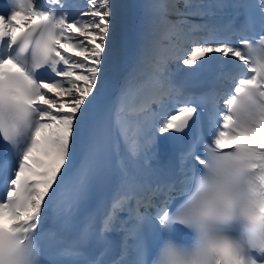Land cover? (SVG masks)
<instances>
[{"label": "snow or ice", "instance_id": "1", "mask_svg": "<svg viewBox=\"0 0 264 264\" xmlns=\"http://www.w3.org/2000/svg\"><path fill=\"white\" fill-rule=\"evenodd\" d=\"M258 2L264 15V0ZM11 3L0 14V139L7 154L14 153L15 167L0 198V264H42L38 236L44 213L65 190L72 193L69 213L87 200L108 151L107 135L101 141L90 129L89 115L105 94L119 54L111 0H88L76 17L64 10V0ZM210 14L193 0H185L184 10L170 7L167 15L175 21L150 12L137 66L111 108L112 129L133 156L158 155L161 136L183 133L197 117L193 97L167 112L152 110L165 96L180 95L159 77L162 91L129 107L130 86L152 51V35L167 23L194 45L175 57L183 65L227 58L241 69L223 96L224 111L214 107L209 116L210 140L198 132L179 154L171 179L139 183L124 173L100 227L92 231L90 217L62 251L72 264H78L88 239L104 242L118 218L124 253L132 256L127 264H264V145L227 143L264 126V34L253 40L237 36L240 46L214 34L201 41L193 34L206 25L187 17ZM18 16L25 18L26 30L14 35L12 29L22 26L14 22ZM42 69L52 74L49 82L39 75ZM156 71L163 76L164 69ZM181 229L190 233L189 242H179Z\"/></svg>", "mask_w": 264, "mask_h": 264}, {"label": "bare ground", "instance_id": "2", "mask_svg": "<svg viewBox=\"0 0 264 264\" xmlns=\"http://www.w3.org/2000/svg\"><path fill=\"white\" fill-rule=\"evenodd\" d=\"M121 1H123V2L125 1V3H127L128 5L129 4H132V6L137 5L138 10L141 13H146V11L149 12L147 9H145V6L147 4H151L154 7V9L152 11H150V12L152 14H154L157 19L167 15L166 7L164 6V4H165L164 0H121ZM166 2L168 3L169 0H166ZM174 2H175L174 3L175 5L176 4L178 5V0H175ZM168 17L169 16L167 15V19L170 20ZM17 18L24 19L23 16H18ZM208 22H211V21H208ZM145 25L146 24L143 25L144 28H145ZM138 26H139V24L137 25V27ZM143 27H138V28H135V29H132V30H126L124 32V34H123V37H124V40H125L126 44L122 48H120V51H122L121 55H120V51L118 52V54L120 55V57H119L120 60L123 59V58H127V59L131 60L132 65H133L132 70L135 68L134 67V63H136L138 61V57H139L140 54H138V55L135 54V56H132L131 54H132L133 50H135L134 48H135L136 45L141 47L142 44H143V35H144V31H145V29H143ZM136 29L139 30V33H138V31ZM160 29L162 31H166V29H167V31L168 30L169 31L172 30V29H170V27L168 28V24L167 23H160V25L156 29L155 33L158 32V30H160ZM205 29H207V27H205ZM196 33H198V32H195V34ZM151 39H152V51H151L150 55L148 56L147 60L145 61V63H147V65H151L152 69L156 70L153 66L155 64H157V63H160L158 59L160 57V49L159 48L161 47L162 39H161V37H159L157 35H155V37L151 38ZM117 49H118V47H117ZM138 53H140V50H138ZM141 67H142V70H144L143 64L141 65ZM167 69H169V70L175 69V64H170L169 66H167ZM122 70H124V66L122 67ZM138 72H140V70ZM129 73H130V71L129 72L128 71L125 72L124 74H122V77H124V79H125V77ZM140 76H141V81L140 82L143 83L144 81H142V79H144L145 74L141 73ZM140 76L137 77L135 75L136 79H138ZM108 89L109 88L106 87L105 92L108 91ZM176 97H178V96H176ZM154 107L157 108L158 106H154ZM258 138L260 140H264V133L261 134ZM159 144H160V141H159ZM153 154L156 155L155 153H153ZM41 222H42V224H44L46 222V219L43 217Z\"/></svg>", "mask_w": 264, "mask_h": 264}, {"label": "rangeland", "instance_id": "3", "mask_svg": "<svg viewBox=\"0 0 264 264\" xmlns=\"http://www.w3.org/2000/svg\"><path fill=\"white\" fill-rule=\"evenodd\" d=\"M120 1L121 0H118V1L117 0H111V2L113 4L112 11H113V25H114V29H115V36H114L115 46H116V42H118V41L121 42L122 34L125 32V30H128V28H130V27H132V29H135V28H137L138 24H139V26H141V24L143 23L145 18H147L146 15H144V14L140 15L138 13V11H136L135 9L127 7V6L125 7V1L124 2L123 1L120 2ZM196 1L198 3H205V5H207V7H208L206 9L207 11L212 10V7H211L212 6V0H196ZM173 4H174V0H169V2L167 3L168 6H172ZM88 7H89V4H88ZM167 14H168V11H167ZM144 16H145V18H144ZM168 16H169L168 18L170 19V21H175L177 19V17L174 15H168ZM210 18H211V16H209V15H205L203 17H200V16H189V17H187V19L190 21V23L206 25V27L210 23V22L207 23ZM24 19L16 18V20L14 22L17 24H22V21ZM169 27L172 30L167 31V29H166V31L164 33V38H166V39L170 38L171 34L175 30L168 24V28ZM175 32H176V30H175ZM193 36L195 37V34H193ZM125 44H126V42L122 41L120 47H123ZM174 45H175V43H173L172 45H169V47L166 48L165 57H166V60H170L175 64V69H179V68H182L186 65H183L182 61L173 60L174 56H176L178 54V51ZM191 46H194V45H190L188 47H191ZM214 56H215V54H214ZM215 59L216 58L205 60L204 62L215 61ZM164 60L160 61V63L162 64L164 62ZM172 70H174V69H172ZM172 70H169L166 68V69H164V74H170ZM254 135H256V132H254Z\"/></svg>", "mask_w": 264, "mask_h": 264}, {"label": "trees", "instance_id": "4", "mask_svg": "<svg viewBox=\"0 0 264 264\" xmlns=\"http://www.w3.org/2000/svg\"><path fill=\"white\" fill-rule=\"evenodd\" d=\"M193 3L194 0H193ZM178 8L181 9V10H184L185 9V0H178ZM180 44H184L185 41L183 40H178Z\"/></svg>", "mask_w": 264, "mask_h": 264}]
</instances>
